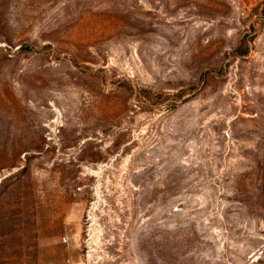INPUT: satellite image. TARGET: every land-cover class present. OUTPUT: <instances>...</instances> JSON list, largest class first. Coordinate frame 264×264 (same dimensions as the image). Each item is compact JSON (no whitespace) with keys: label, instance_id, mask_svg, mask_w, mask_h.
I'll return each instance as SVG.
<instances>
[{"label":"rangeland","instance_id":"rangeland-1","mask_svg":"<svg viewBox=\"0 0 264 264\" xmlns=\"http://www.w3.org/2000/svg\"><path fill=\"white\" fill-rule=\"evenodd\" d=\"M0 264H264V0H0Z\"/></svg>","mask_w":264,"mask_h":264}]
</instances>
